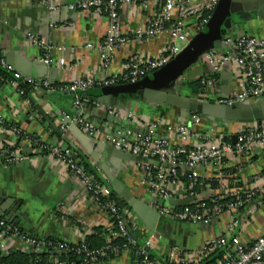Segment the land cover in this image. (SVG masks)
Here are the masks:
<instances>
[{"label":"crops","instance_id":"crops-1","mask_svg":"<svg viewBox=\"0 0 264 264\" xmlns=\"http://www.w3.org/2000/svg\"><path fill=\"white\" fill-rule=\"evenodd\" d=\"M49 1L58 6L59 10L56 13L50 12L45 5L34 0H0V55L22 75L46 78L58 88L49 91L42 86H26L25 94L20 96L9 83L0 82V114L7 120L6 124L0 125V145H11L12 150L23 157L17 162L0 163V218L13 219L24 233L73 244L95 233L105 222L104 213L92 202L80 179L47 152H35L27 143L19 140V137L11 132V127L17 126L23 133L38 136L44 142L69 147L73 152V158L84 169L83 162L86 163L89 169L85 170L99 182L103 194L111 199L122 200L124 204L122 210L133 226L132 232L140 242H143L152 232L151 227L154 229L155 222L153 224L152 222L155 212H151L147 222L143 221L122 195L126 199H135L140 204L149 206L155 202V197L141 181L139 166L141 161L116 158L111 153H106L102 134L111 132L115 126H121L122 123L128 124L134 130H140L147 123L159 118L162 120L158 128L159 133L169 134L174 141L177 135L174 130L167 131L168 126L187 124L195 128L190 122L194 113L180 111L166 104L150 103L136 95H124L113 102L106 98L113 106L105 103L97 108L94 102L101 96L100 90L96 88L87 92L94 100H87L91 102V108L86 106L85 111L86 116L95 121L100 131L99 136L85 134L76 126L63 130L59 135L36 107L59 125L62 117L75 112L74 95L61 90L63 85L90 71H93L96 77L117 74L134 55L154 57L158 55L167 37H155L145 42L132 40L119 49L109 67L104 70L100 67L98 53L93 49H87L85 44L88 42L96 44L103 38L106 19H87L78 14H69L66 5L72 0ZM238 3L248 16L230 29L226 36L252 34L264 38V0H240ZM141 16L132 18L124 16L121 21L122 28L125 31L132 30L142 21ZM70 22L73 26L67 27L65 23ZM30 33L46 37L53 46L50 55L53 58L65 57L71 63V68L48 67L37 61L38 50L27 41ZM59 46L66 49L61 51L57 48ZM209 51L234 54L222 41L219 47ZM203 54L179 78L176 83L177 91L182 93V96L207 103H216L220 97L240 93L243 81L238 65L231 60L214 70L206 62ZM21 64L29 65L28 69L24 66L23 71L19 70L18 65ZM32 65L44 67V70H34ZM46 67L51 72L50 76H47ZM207 78L213 81L212 85L206 83ZM199 79L204 86L203 90L194 93L188 88V83ZM93 94L98 97H94ZM244 105L247 108L264 109V98L248 99ZM107 107H115L120 111L119 124L108 120L109 114L105 111ZM127 113L134 115L135 120L125 119L124 115ZM263 120L264 117L258 121ZM239 124L241 123H223L203 118L199 129L213 126L219 135H225L234 133L241 127ZM223 163L221 177L217 176V167L200 168L205 185L197 190V195L206 198L214 195H245L252 191L255 195L264 196V181L260 179L264 174V146H255L243 155L233 152L224 156ZM187 182L188 172L181 170L179 183L172 188L178 201H191L188 197ZM9 214H13L12 219L9 218ZM240 217L242 221L238 233L243 243L249 244L256 236L264 233V202L257 199L250 201ZM228 222V215L221 216L209 225L200 226L164 219L161 232L154 229L160 233V237L153 253L163 258L171 244L177 245L180 249H195L221 234ZM3 244L4 249L0 248V252L4 255L15 250L30 253L16 239H4ZM133 258L132 253L125 252L98 264H133Z\"/></svg>","mask_w":264,"mask_h":264},{"label":"built area","instance_id":"built-area-1","mask_svg":"<svg viewBox=\"0 0 264 264\" xmlns=\"http://www.w3.org/2000/svg\"><path fill=\"white\" fill-rule=\"evenodd\" d=\"M34 1L45 5L52 13L59 10L58 6L49 0ZM218 2L219 0H72L68 3L66 10L71 15L78 14L87 19H106L103 38L96 44L91 42L85 44L87 49H93L98 53L100 67L104 70L109 67L119 49L132 40L145 42L160 36H166L167 39L158 55L154 57L134 55L117 74L96 77L93 71H90L63 85L61 90L74 95L73 108H75L74 114L66 115L65 118L83 133L99 136L100 131L95 122L86 116L87 100L81 98V94L94 87L137 82L161 69L205 26ZM137 15L141 16L140 24L132 30L125 31L121 26L122 18L124 16L132 18ZM65 25L72 27L73 23H65ZM27 41L38 50L37 61L48 67L71 68V63L65 57L53 58L50 55L53 46L46 37L30 33ZM222 43L226 48L232 49L234 54L209 51L203 56L214 70L231 60L234 61L240 68L243 88L235 96L218 98L216 104L231 107L248 99H263L264 38L242 34L235 37L226 36L222 39ZM57 48L61 51L66 49L64 46ZM0 69L12 77L9 85L20 96L25 94L26 86H42L49 91L58 89L46 78L22 75L2 55H0ZM206 83L212 85L213 81L207 78ZM94 105L97 108L101 107L99 102H94ZM105 111L114 117H121L120 111L115 107H107ZM124 117L128 121L135 120V116L131 113H127ZM6 121L4 115L0 114V125L6 124ZM202 121L200 115L193 114L190 122L195 128L187 124L168 126L167 131L174 130L177 135L174 141L169 134L159 133L158 128L162 122L159 118L147 123L140 130H134L127 124L126 127L115 126L111 132L102 136L104 142L114 149L145 160L139 163L141 181L155 197L151 207L160 217L200 226L209 225L221 216L228 215L227 227L218 236L192 250L180 249L177 245L171 244L163 258L155 256L153 250L160 233L152 230L143 242L133 238L130 234L133 226L125 217L123 210L119 211L113 199L103 194L99 182L76 162L69 147L44 142L38 136L28 135L17 126H13L11 132L19 137V140L27 143L35 152H47L80 179L92 202L105 215L102 226L105 245L96 251L88 247L85 239L76 244L59 240L47 241L48 238L24 233L17 224L11 223L6 218H0V248L4 249V239H16L30 253L48 251L50 248L53 252L63 253L73 250L78 255L79 264L106 262L111 260L112 256L115 258L125 252L133 254V264H203L216 252L221 253V257L215 264H264V233L256 236L249 244L243 243L238 233L242 221L240 214L244 208L254 199L264 202V196L255 195L252 191L245 195H214L206 198L197 195V190L205 185L200 172L201 167H217V176L221 177L224 156L233 152L243 155L255 146H264V120L241 123L239 124L241 127L234 133L225 135H219L213 126L200 130ZM69 127L65 125L63 129ZM232 135H236L235 143L230 140ZM22 159V155L14 152L11 145H0V163L17 162ZM181 170L188 172L187 191L191 199L184 206L168 203L169 200H179L172 188L179 183ZM260 179L264 181V174ZM119 238L124 240L122 245L114 243ZM134 246H136L135 251ZM53 260L54 264H66V261H59L56 258Z\"/></svg>","mask_w":264,"mask_h":264},{"label":"water","instance_id":"water-1","mask_svg":"<svg viewBox=\"0 0 264 264\" xmlns=\"http://www.w3.org/2000/svg\"><path fill=\"white\" fill-rule=\"evenodd\" d=\"M240 0H219L215 10L213 11L211 17L205 26L189 41V43L165 66L161 69L153 72L150 75L145 76L137 82L118 85L114 87H103L104 95L101 98L96 99L97 102L105 105L108 103L106 98L112 100L119 99L124 95H136L137 97L144 98L147 102L156 103V104H166L173 106L174 108L184 111L191 112L194 114H199L202 118H207L211 121H221L223 123L228 122H238V123H251L258 121L264 117V109L262 107L247 108L244 105V102L239 103L238 105L223 106L216 103H207L196 98H190L180 95L177 91L176 83L182 74L193 65L200 56L213 49L214 47H219L221 45L222 39L229 34L230 29H232L239 22L244 20L248 15L243 11L242 6L238 3ZM257 8V4L255 3ZM24 66L29 65L21 64L18 65V69L23 71ZM34 70L42 69L44 67H36L32 65ZM47 68V67H46ZM49 69L47 68V76ZM81 98L93 101L94 98L90 97L87 92L81 94ZM111 101H109L108 106H113ZM260 106V105H259ZM262 106V105H261ZM40 115L47 121L51 128L61 135L63 130L70 129L76 125L70 124V120L62 117L59 125L54 123L50 117L40 108L36 107ZM108 120L111 122L120 123V120L113 115L108 116ZM95 122V121H93ZM69 125L67 129H63V126ZM123 127L127 125L122 123ZM77 127V126H76ZM79 129V128H78ZM232 143L236 142V135L230 136ZM104 151L106 153H111L116 158H121L125 160L135 159L137 161H145L139 156H133L128 152L114 149L113 147L104 144ZM122 197L128 203L129 206L140 216L143 221H148L151 216V212H155L154 220L155 222L154 229L161 232V224L164 220L163 217H160L158 213L148 204H140L135 199H126L123 195ZM117 201L123 209L124 204L121 199L117 198ZM168 203L184 206L188 202L169 200ZM12 219L13 214L8 215ZM156 218V221H155ZM152 230L153 227H151ZM130 234L133 238L136 239L135 234L130 231Z\"/></svg>","mask_w":264,"mask_h":264},{"label":"trees","instance_id":"trees-1","mask_svg":"<svg viewBox=\"0 0 264 264\" xmlns=\"http://www.w3.org/2000/svg\"><path fill=\"white\" fill-rule=\"evenodd\" d=\"M0 77L2 80H0L1 83L6 84L9 83V81L12 79V77L2 71L0 69ZM118 86V85H115ZM114 87V86H110ZM203 84L201 83V79L195 80L188 83V88L194 92L199 93L201 90H203ZM100 90L99 94L100 96L104 95L103 87H94L92 89ZM88 92V91H87ZM94 97H98L97 95H94ZM91 108V102H86L85 107ZM83 166L86 170L89 168L87 167L86 163L83 162ZM104 198H102L103 200ZM115 202L117 208L120 210L121 207L117 200L113 199ZM11 223L16 224L14 220H10ZM103 228L99 227L96 229L95 233L92 235H89L85 237V242L87 243L88 247L92 250H99L105 245L104 238L102 236ZM47 241H54V239L48 238ZM124 242L123 239L119 238L114 241L116 245H122ZM76 247V246H75ZM133 250H136V246H134ZM221 257V253L216 252L211 254L203 264H215L216 260ZM54 258L58 259L59 261H66V264H79L78 261V255L73 251H68L67 253L63 252H53V250L50 248L47 250H43L39 253H26L20 250L10 251L8 254L4 255L0 252V264H54ZM114 256L111 257L113 259Z\"/></svg>","mask_w":264,"mask_h":264},{"label":"rangeland","instance_id":"rangeland-1","mask_svg":"<svg viewBox=\"0 0 264 264\" xmlns=\"http://www.w3.org/2000/svg\"><path fill=\"white\" fill-rule=\"evenodd\" d=\"M181 94H182V93H181ZM181 94H180V95H181ZM257 100H260V99H257Z\"/></svg>","mask_w":264,"mask_h":264}]
</instances>
